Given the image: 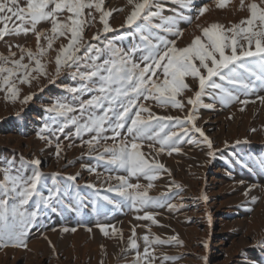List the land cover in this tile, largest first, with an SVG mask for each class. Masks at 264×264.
<instances>
[{"label": "snow or ice", "instance_id": "6c2138e0", "mask_svg": "<svg viewBox=\"0 0 264 264\" xmlns=\"http://www.w3.org/2000/svg\"><path fill=\"white\" fill-rule=\"evenodd\" d=\"M104 2L0 0V38L31 33L36 39L35 49L9 45L8 54H0V90L10 93L6 99L17 100L21 92L20 84L30 86L33 80L47 78L48 64L53 62L49 53L55 51L53 82L55 76L68 69L72 78L79 81L77 87H70L68 91L90 94L86 100L76 96V104L58 100L47 109L53 114L51 120L57 126L51 128L45 125L41 131L47 130L56 137L55 155L60 158L64 147L57 133L63 134L67 140L79 139L81 145L88 149L86 155L96 161V166H87V170L96 174L98 180L104 175L97 171L98 167H104L109 173L104 175L99 185H84L94 190L93 203L98 213L109 210L108 206H112L113 210L130 207L137 213L143 211L144 214L138 215L137 219L158 224L155 217L159 213L146 209L178 210L185 207L183 203L171 202L181 190V185L175 180L166 186L165 191L156 196L150 195V190L155 187L154 181L164 173L171 175L158 157L164 153L181 152L182 143L200 142L206 143L210 149L207 155L214 156L212 141L196 125L195 111L202 104L201 98L212 95L213 99H219L225 105L233 102L246 104L248 101L240 100L237 93L248 95L257 85L264 86V0L247 3L240 0V10H246L248 15L228 27L217 22L197 24L200 34H194L190 42L182 47L177 44V39L183 36L178 21L191 23V17L178 14L176 18L165 19L163 24H153V18L163 11L161 5L156 4L153 11L152 0H127L132 7L122 27H134L140 34V42L126 50L117 47L112 40H101L103 33L113 31L108 20L110 12L102 8ZM174 2L190 7L194 0ZM93 10L100 13L99 19L103 24L102 30L92 37V41L99 43L84 39L85 28L94 24L96 19ZM196 11V19H200L206 7L201 6ZM42 22L48 23L50 28L39 29L38 25ZM160 31L177 39H168ZM42 40L44 43H41ZM56 41H60L58 47H54ZM13 47L19 50V55L12 51ZM188 78L192 79L195 87L187 82ZM186 92H192V95L185 96ZM31 99L32 94H28L21 102ZM257 99L264 104V96ZM186 105H191V108L184 117L153 111V107L184 111ZM203 106L213 107L212 104ZM69 126L74 131L66 132ZM196 133L203 137L202 141L195 138ZM85 135L88 139H84ZM38 136L49 144L53 143L49 137L39 133ZM7 163L9 167L0 169L3 173L0 180V248H26L27 231L33 226L40 210L50 208L55 211L56 205L62 202V190L56 183L60 174H50L53 183L44 195L40 189L48 175L40 170L39 158L26 161L21 157V167L15 175L11 171L14 161ZM240 163L245 168L256 163L264 169V158L247 162L241 160ZM26 166H31L30 175L24 174ZM121 172L123 174H111ZM78 175H69L66 179L75 182ZM133 178L136 183L131 182ZM141 178L147 183H140ZM73 187L77 189L78 196V184H69L64 191H71ZM253 187L255 185L246 189L245 196ZM183 199L180 197L181 201ZM200 199L206 202L208 197L202 194ZM256 199L252 197L253 201ZM96 227L104 236H109V226L97 223ZM136 228V225L131 226L127 248L121 250L122 253L135 250L132 264H156L157 260L159 264H165V261L180 258L167 253L158 256L154 245L183 242L176 236L162 238L151 233L150 228L140 237L144 244L141 252ZM63 231L75 232L76 228H63ZM112 234L123 238L122 230L114 227ZM204 247L207 248L208 244L204 243ZM203 259L207 261L206 256Z\"/></svg>", "mask_w": 264, "mask_h": 264}, {"label": "rangeland", "instance_id": "374dc122", "mask_svg": "<svg viewBox=\"0 0 264 264\" xmlns=\"http://www.w3.org/2000/svg\"><path fill=\"white\" fill-rule=\"evenodd\" d=\"M247 2H250V0H246V3ZM152 3L154 6L151 10L153 11L156 10V4L161 5L163 8L161 15L153 18V24H163L165 19L176 18L178 14L185 17H191V23L185 20L178 21V27L180 29L182 28L183 32L187 29V27L190 28L192 27V25H196L199 22L201 23L203 21H206V24L217 22L228 27L232 23H238L242 18L248 15V12L246 10H240V0H194L193 4L190 7H185L182 2H174V0H152ZM201 6L206 7V11L203 15L206 16L204 18L203 16H201L200 19H196L198 15V12L196 10ZM131 7L132 6L128 4L127 0H105L102 8L105 11L110 12L108 20L110 28L113 29V31L103 33L101 36V40H112L117 47L123 48L125 50L130 48L132 45L140 42V34L135 31L134 27H122V25H125V20L127 15L131 11ZM87 11L88 10L86 9L85 12L87 13ZM93 14L96 17L95 22L91 26L85 28L84 39L85 41H91L92 43H99L98 41H92V37L98 30H102L103 24L99 19L100 13L93 10ZM9 26H11V22ZM38 28L48 29L50 28V25L48 23L42 22L38 25ZM160 34L166 35L168 39H177V37L171 34H166L163 31H160ZM178 40H180V38L177 39V44ZM66 42L67 41L65 40L64 43ZM41 43H44V41L42 40ZM59 43L60 41H56L54 47H58ZM9 45H24L26 47L35 49L36 39L35 36L31 33L27 35H10L4 38H0V54L7 55L9 52ZM12 51L17 52V55H19V50L16 47H13ZM55 55V51H50L49 57L53 62L48 64L47 78L41 77L38 80H33L30 86L24 84L19 85V87L21 88V98L19 97L15 101L6 99V97L10 96V93L4 90H0V169L9 167L7 162L13 160L14 163L11 165V171L12 174L15 175L17 170H19L21 167V157H23V159L26 161L39 158L41 160L40 170L48 175V179L45 181L47 185L45 184L40 189L44 195H47L46 189L51 187L53 183L50 174L59 173L60 175L56 178L57 185H63L66 187L69 184H78L80 185L79 194L80 192L84 193L87 200L85 201V203H80V201L78 200L79 197H75V195H77V189L73 187L75 191L71 190L72 192L70 195L67 193L66 195L64 194L63 196H61L62 202L56 205L55 211H52L50 208H43L42 210H40L33 226L28 229L27 234L29 230L32 231L33 228L37 229L41 226L39 228L41 229L47 226L48 228L42 229L37 235V237H40L44 233L54 230V228H62V226L64 227V225L66 226L69 223H71L72 225L75 224L74 227L72 226L73 228H81L84 230V232H87V234L89 233L91 237L94 238L95 242H100L98 244L99 246L105 245L106 247L108 243V246L103 250L104 252L105 249H107V254L103 253L104 256L109 255V259L112 257V260L114 261H116L119 257L121 258V260L119 261H124L123 264H132V259H130V257L135 256V250L129 249L126 253H122L121 251L122 249L127 248L129 237L127 239H124L125 235H123L122 233L123 238L121 239L119 235L112 234L114 227L116 230H122L124 234L128 235L129 226L123 221L124 214L127 213L132 214V216H134L135 222H137L138 224H140L142 221H145L147 227H150L151 233L159 235L162 238L176 236L180 241L183 242L182 244L153 246L155 247L158 256L161 253H167L170 256L180 257L179 259L174 261H165V264H184L185 262L191 263L193 262V260L195 261V264H221L218 261L225 259L229 260L228 264H264V226L262 227L260 237L255 241V235L253 236V233L250 231L247 232V220L253 215L258 207H260L261 216H263L264 219V169H261L256 163H251L248 168L243 167L240 163L241 160L247 162L250 161V159L252 161H256L264 158V142H256V144L250 143V148L246 146L247 143L246 145H244V142H234L231 145H227L221 151L217 149L214 143L212 144L214 147H212L214 156H211L212 165L205 174L206 185L210 186V177L213 176L214 168L216 165H218L220 159L226 161L231 156L236 155L238 158L235 167L237 170H239V179L242 182L253 183L252 175H254L259 179L258 182L261 183L262 187L263 194L261 193L259 196H256L257 199L253 201L250 207H247V205H245L243 199L240 200L242 202V205L236 206L238 211L236 213L239 217L242 218L244 222L242 225L237 227L236 234L232 237L230 236V230H228L227 228L223 229V225L225 224V222L231 221V217L226 214L230 207L221 211V213L216 216L218 217V220L219 218H222V221L220 222L216 220L212 224V218H209V216H203L198 219V222L201 223H196L194 222L196 217H191L190 212L188 211L191 210L193 212L195 208V210H198L199 207L197 202H193L191 200H186L184 202L185 207H183V209H146L147 211L159 213V215L155 217V219L159 222L158 224H153L148 220L137 219L136 217L138 215L142 216L144 214L143 211L137 213L134 210L133 213V209H131L130 207H124L120 210H113L112 206H108L109 210L98 213L97 207L93 203L94 190L91 188H86L84 187V185L86 183H94L93 181H95V184L99 185L103 180L102 177L104 178V175H108L109 173H107L105 171V168L101 166L97 168V171L104 174L100 177L102 180L90 179L91 175L93 176V178L97 176L94 173H90L87 170V166H96V161L95 159L90 158L88 155H86L88 149L86 146L81 145V141L79 139L73 138L72 140H67L64 138L63 134L57 133V136H59V140L64 145L63 151L61 152V157L57 158V156L55 155L56 137L52 136L51 133L47 130L43 132L41 131L42 129H45V125H49V127L51 128H55L57 126L53 124L51 120V116L53 114L47 111V109L55 102L59 100L76 104V96H78L79 99L86 100L90 95L87 93L83 95L73 94L68 91V88L77 87L79 83L78 79L74 80L70 75L71 70H62L61 73L56 76L57 78H54L53 82ZM188 80V83L191 84L190 80L192 79L188 78ZM28 94H32V99L27 101L26 103H22L21 101L23 97ZM237 95H239L240 100H246L248 102L246 104L233 102L229 105H225L219 99H213L212 95H205L201 98L202 104L195 111V115L197 117L196 125L197 127L201 126L200 128L211 141V135L215 132V130H208L206 126H202L200 120L204 117H207L209 115H216L217 117L225 121L227 120L226 122H247L251 119L259 118L260 115L264 116V104H262L257 99L258 96H264V86L257 85L256 89L250 92L248 95H244L242 93H237ZM205 104H212L213 107H204L203 105ZM153 111L158 112L161 115H172L180 117H184L186 115L184 114L183 116L181 110L173 108L161 110L159 108L153 107ZM60 122H62V120ZM67 131H74V129L69 126V128L66 129V132ZM248 132H250V130H248ZM38 133L49 137L50 139H52L53 143L49 144L45 140L40 139ZM199 136V133L195 134V138L197 140L199 139V141H202L203 137ZM84 139H88V136L85 135ZM69 144H71L72 146L69 147ZM198 144L199 143H182L181 148L183 147L184 149H186L191 145L197 146ZM201 144L203 143L201 142ZM232 146L235 149L232 148ZM184 149L182 151H184ZM144 151L147 152L148 150L145 148ZM254 152L258 154V157L255 158L253 154ZM165 154L166 153L161 154L158 159L166 166L167 169L170 170L171 175L164 173L161 178L154 181L155 187L150 190V195L153 196H156L165 191L166 186H168L173 180H177V183L180 182V180H178L176 177V171L174 169H171L168 163L169 159H172L171 157H174L173 159L176 160L175 162H179L178 154V157L175 156L176 152H174V155L173 153L171 155L166 154L167 156ZM77 173H79V175L77 176L75 182H70L66 179L67 176L76 175ZM24 174H31V166H26ZM111 174L116 175L123 173L121 172ZM2 178L3 173L0 172V180H2ZM131 182L136 183L137 180L133 178ZM139 182L147 183V181L143 178H141ZM113 183L115 182L113 181ZM181 188L182 191L179 190L178 196L182 195L187 188L189 189V186H181ZM239 189V187L235 188V190L232 191V196L240 194L243 195V190ZM178 196L173 197L171 202L177 203L176 197ZM212 211L213 210H211L210 213H212ZM237 215L235 214L234 216L237 217ZM208 222L209 225L211 224L210 232L206 229L204 230L207 239L201 240L200 242H197V244H192L189 250H185V248L187 247V236L190 234L188 227L196 226L199 229V235H201L202 230ZM97 223L109 226L107 228L110 233L109 236H104L101 233L99 228L96 227ZM89 228L91 229V231H88ZM63 232V230L61 233L59 232V237L64 236L67 233H71L72 231L64 232V235ZM244 232L248 233L246 237L243 235ZM146 233L147 230L141 233L139 231H136L137 242L140 245L139 250L141 252L143 251L144 244L143 240L140 239V237H142ZM241 238H243L244 241H248V244L242 243L240 245L239 243V246L236 247V252L228 253L224 250L219 251L220 247H223V249L229 247V245L232 244L233 239L236 241H241ZM100 240H102V242ZM204 243L208 244L206 252L203 251ZM205 256L207 257L206 262L203 259V257ZM157 261L158 262H156V264L159 263V260Z\"/></svg>", "mask_w": 264, "mask_h": 264}, {"label": "bare ground", "instance_id": "6f19581e", "mask_svg": "<svg viewBox=\"0 0 264 264\" xmlns=\"http://www.w3.org/2000/svg\"><path fill=\"white\" fill-rule=\"evenodd\" d=\"M205 16H203V18ZM198 24L207 25L206 21H203L201 23L199 22ZM196 26L197 24L192 25V27L190 28L187 27V29L183 32V36L180 38V40H178V46L181 47L184 46L185 44L190 42L194 34L196 35L200 34ZM190 82L193 85V87H195L194 82L192 80H190ZM190 95H192V92L185 93V96H190ZM19 97L21 98V94L19 95ZM190 108L191 105H186L184 111H181L183 113V116L184 114H187L188 109ZM200 121L202 126H206L208 130H215V132L211 135V139H212V144L214 143L219 151L223 150L227 145H231L232 143L237 141L244 142L245 143L244 145H246L247 143L246 146L248 148H250V143L256 144V142L259 143L264 142V116L262 115H260L259 118L251 119L247 122L246 121L226 122L227 120L225 121L217 117L216 115H212V116L209 115L207 117H204ZM248 130H250V132H248ZM233 146L232 148H234ZM209 151L210 149L208 148L207 144L206 143L201 144L200 142L197 146L191 145L186 149H184V151L180 152L179 154L176 153L175 156L176 157L179 156V160H178L179 162H175L176 160L173 159L174 157H171L172 159H169L168 162L169 166L171 169H174L176 171L175 172L176 177L178 180H180L179 182L180 185L182 187L189 186V189L187 188L182 195L176 197V202H177L176 204L179 203L184 204L186 200L197 202L199 209L195 210L196 209L195 208L194 209L195 211L193 210V212L191 210L188 211L190 212L191 217L194 216L196 217L194 222L201 223L198 222L199 218L203 216L204 217L209 216V218H212L211 221L212 224L216 220H218V217L216 216L220 214L221 211L230 207V209L228 210V212H226V214L229 217H231V221H226L225 224L223 225V229L227 228L228 230H230L231 231L230 236L232 237L236 234L237 227L242 225L244 222L242 218L237 215L236 212L238 211L236 206H241L242 202L240 200L243 199L245 205H247V207H250L251 204L253 203L252 197L259 196L261 193L263 194L261 183L258 182L259 179L254 175H252L253 183H249V182L241 183L242 181L239 179L240 176L239 170H237L235 167L238 157L234 155L228 158L226 161L220 159L218 165H216L214 168L213 176L210 177V181H211L210 186L206 185L205 174L211 168L212 165V159L210 156L207 155ZM253 154L255 158L258 157V154L256 152H254ZM90 179H97V177L93 178V176L91 175ZM102 179L100 178V180ZM93 182L95 183V181ZM45 184L47 185V183ZM252 185H255V187L251 189L248 196H245L246 189H248ZM57 186L60 187L62 190L61 196H63L64 194L66 195L67 193L70 195L71 192L74 190L72 188L71 189L72 191H64V189L66 188L65 186L63 185H57ZM237 187L240 188L239 190H243V195L240 194V195L232 196V191H234L235 188ZM202 194L207 195L208 200L206 202L200 199ZM76 196L77 195H75V197ZM65 197H69V196H65ZM180 197H183L184 199L181 201ZM77 198L80 201V203H85V201L87 200L84 193L81 192L79 196H77ZM211 210H213L212 213H210ZM132 212L134 213V210ZM235 214L237 215V217L234 216ZM123 221L127 223L129 226L128 235L122 232L123 235H125L124 239H127L129 237V234L130 235L132 234L131 232L132 225H136L137 226L136 231H139L140 233L144 232L148 228V227H144L147 226L145 221H142L140 224L135 222L134 216H132V214L125 213ZM218 221L219 222L222 221V218H219ZM209 222L205 225L201 235H199L198 233L199 229L196 226L188 227L190 234L187 236L188 240L186 244L187 247L185 248V250H189L192 244L194 245L197 244V242H200L201 240L207 239L204 230L206 229L210 232L211 224L209 225ZM247 223H248L247 232L250 231L253 233V236L255 235L254 238L255 241L260 237L262 227L264 226V219L263 216H261L260 207H258L253 213V215L248 218ZM74 225L69 223L66 226L64 225V227L62 226V228L57 227V229L54 228V230L52 231L47 230L48 232L44 234L42 233L43 235L40 237L39 236L37 237V235L42 229L48 228L47 226L41 229H39L41 227L40 226L37 229L33 228L32 231L29 230L27 236L25 237L27 243L26 248L13 247V246L0 248V264H46V262L47 264H101V261H103V264H123L124 261H119L121 260V258L119 257L117 258L116 261H114L112 260V257L109 259L110 257L109 255L104 256L103 253H106L107 249H105L104 252L103 250L108 246V243L106 247L105 245H103L102 248L101 246L98 245L100 242L98 243L95 242L94 238L91 237L89 233L87 234V232H84V230L81 228H77L75 232L67 233L66 235H64L65 232L64 231L63 232L64 236L59 237V232L61 233L63 228L68 227L70 229L73 228ZM247 232L246 233L244 232L243 234L245 237L248 234ZM100 241L102 242V240ZM247 242L248 241H244L243 238H241V241H236L233 239L232 244L229 245V247L225 249H223V247H220L219 251L224 250L225 252L228 253L236 252L237 251L236 247L239 246V243L240 245L242 243L248 244ZM206 250L207 248L204 247L203 251L206 252ZM104 257H107L108 259ZM130 259H132L131 262H133V257H130ZM228 261H229L228 259H225V260H219L218 262H220L221 264H228ZM184 264H195V261L193 260V262L191 263L185 262Z\"/></svg>", "mask_w": 264, "mask_h": 264}]
</instances>
